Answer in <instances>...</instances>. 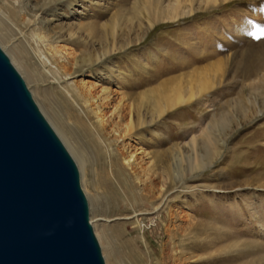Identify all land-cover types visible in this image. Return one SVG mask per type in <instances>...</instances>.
Masks as SVG:
<instances>
[{
	"label": "rangeland",
	"instance_id": "374dc122",
	"mask_svg": "<svg viewBox=\"0 0 264 264\" xmlns=\"http://www.w3.org/2000/svg\"><path fill=\"white\" fill-rule=\"evenodd\" d=\"M46 1L0 0L1 19L8 46L30 44L38 75L17 68L37 104L89 158L69 149L106 264H264V0ZM152 90L182 99L159 115Z\"/></svg>",
	"mask_w": 264,
	"mask_h": 264
},
{
	"label": "water",
	"instance_id": "95a60500",
	"mask_svg": "<svg viewBox=\"0 0 264 264\" xmlns=\"http://www.w3.org/2000/svg\"><path fill=\"white\" fill-rule=\"evenodd\" d=\"M0 264H106L78 163L1 45Z\"/></svg>",
	"mask_w": 264,
	"mask_h": 264
},
{
	"label": "bare ground",
	"instance_id": "6f19581e",
	"mask_svg": "<svg viewBox=\"0 0 264 264\" xmlns=\"http://www.w3.org/2000/svg\"><path fill=\"white\" fill-rule=\"evenodd\" d=\"M151 1V0H150ZM149 1V2H150ZM47 2V4L49 5V4H51V2H52V0H48V1H46ZM69 4H71V3H73V1H69L68 2ZM150 4H151V2H150ZM47 5V6H48ZM151 6V5H150ZM151 8V7H150ZM150 8H148L149 10H150ZM3 13V11L2 10H0V43L3 45V47H7L6 49L8 50V52H9V54L11 55V57H12V60H13V62L15 63V65L20 69V71L23 73V74H25V75H27L29 78H30V80L32 81V80H34V78H35V76H37L38 74H35V73H33L32 72V70L31 69H29V63H28V61H27V57H26V54L28 53V49H29V47L28 46H30V44L29 43H27V39L26 38H18L19 39V42H14V44H13V42H12V44L13 45H11V46H8L7 44L8 43H10V41H11V35H13V31H12V29H10L8 26H7V23H5V22H3V20L1 19L2 17H1V15H3L2 14ZM178 15H180V14H174L173 16H169L170 18H167V19H170V20H173V19H176L177 17H178ZM152 21L150 22V24L151 25H153V23H156L157 22V20H158V18L157 17H154L153 19H151ZM115 33V32H114ZM113 33V34H114ZM15 35V34H14ZM248 35V34H247ZM16 40H17V38H16ZM6 45V46H5ZM33 50H35V49H33ZM116 50L115 49H113V50H109V51H107V52H105V53H103V55H101L102 57L103 56H106V55H108V54H111L112 52H115ZM40 53V52H39ZM39 56L40 57H42V58H44L41 54H39ZM101 57V58H102ZM100 57H99V59H101ZM40 59V58H39ZM41 60V59H40ZM259 60H261V58H259L258 57V61ZM41 63L43 64V65H45V64H47V60H46V58L43 60V61H41ZM213 64V63H212ZM208 65V64H207ZM258 65H260V62L258 63ZM212 65L210 64V67H211ZM47 67V66H46ZM67 69V68H66ZM214 69V68H213ZM211 70V69H210ZM50 73H52L51 72V70H48ZM198 72H199V68H197V67H195L191 72H190V75L189 76H191L192 78H193V76H194V78H195V75H197L198 74ZM56 73V72H55ZM66 73H67V75H71L69 72H67V70H66ZM54 74V73H53ZM185 75H187V74H185ZM180 77V76H179ZM190 77V78H191ZM55 78L56 79H58V80H60V78H58L57 77V75L55 76ZM178 81H180V80H178ZM192 83V82H191ZM195 83L197 84L196 85V87H194L192 84V86L194 87H192L191 88V91H192V93H191V95H195L197 92L198 93H200L201 95H203V94H206L207 92H208V88H210V87H212L214 84H213V81L212 80H209V78L208 77H204V79H202V80H197V81H195ZM194 84V83H193ZM156 91L155 90H152L151 91V93H147L148 95L147 96H144L143 97V101H149V104L148 105H150L151 103H152V107H153V109L154 110H156L157 112H158V114L159 115H161L165 110H166V108H167V105L168 106H173V105H175L177 102H179V101H181V99H182V96L178 93L176 96L174 95V97H172V98H168V97H166V96H163V94H158L157 92L155 93ZM178 92V91H177ZM176 92V93H177ZM155 95H154V94ZM173 95V94H172ZM142 100V99H141ZM152 100L154 101V102H152ZM151 102V103H150ZM143 104V103H142ZM264 108V107H263ZM261 111H263V109H261L260 108V110L258 111H256V115L258 114V113H260ZM159 117V116H158ZM224 122V121H223ZM128 127H129V130L131 131L132 130V127H133V125H132V120L131 119H129V122H128ZM129 132V131H128ZM130 134V133H129ZM209 134H210V132H209ZM213 135V133L211 134V135H208V146H207V151L209 152V154L210 155H215V156H218V155H220L221 154V150H219L220 149V147H221V145L223 146L224 144H225V142H226V140L224 139V140H218V142L220 143V144H218L217 142H215V138L212 136ZM62 138H63V140H65V142H66V144L68 145V147H69V149L71 150V152H73V154L75 155V157H76V159L78 160V162H79V165H80V167H84V164L89 160V158H88V156H87V154L86 153H84V151L83 150H81V148L80 147H78L74 142H73V140H72V137L70 136V135H68L67 133H62ZM220 152V153H219ZM126 158H127V156H126ZM209 158H210V156H209ZM131 159H132V157H129L128 159H127V162L128 163H130V161H131ZM87 164V163H86ZM203 164V162L201 163V165L200 166H203L202 165ZM199 166V167H200ZM194 167V166H193ZM193 170V169H192ZM179 173V172H178ZM180 174V176H181V173H179ZM136 179H140L139 178V176L136 178ZM150 190H151V188H150ZM151 191H149L148 193H150ZM161 193V192H160ZM143 196V195H142ZM146 196H148L147 194H146ZM127 198H129L128 197V195H127ZM153 198V197H152ZM130 199V198H129ZM154 199H155V197H154ZM153 200V199H152ZM135 206H133V208H134ZM127 212V211H126ZM128 231L130 232V233H132L134 230H132V229H128ZM96 232H97V236L99 237V239L101 240L102 239V235H103V233L102 232H100L98 229H96ZM155 235V234H154ZM102 241V240H101ZM137 244V243H136ZM137 245H139V244H137ZM139 247H140V245H139ZM138 247V248H139ZM106 249H107V254H110V253H112L111 252V247H109V246H106L105 247Z\"/></svg>",
	"mask_w": 264,
	"mask_h": 264
}]
</instances>
